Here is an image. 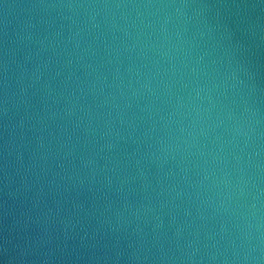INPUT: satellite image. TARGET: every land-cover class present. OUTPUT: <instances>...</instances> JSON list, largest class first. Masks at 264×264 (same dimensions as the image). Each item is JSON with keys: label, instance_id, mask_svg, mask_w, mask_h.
<instances>
[{"label": "water", "instance_id": "water-1", "mask_svg": "<svg viewBox=\"0 0 264 264\" xmlns=\"http://www.w3.org/2000/svg\"><path fill=\"white\" fill-rule=\"evenodd\" d=\"M0 162L68 264H264V0H0Z\"/></svg>", "mask_w": 264, "mask_h": 264}]
</instances>
